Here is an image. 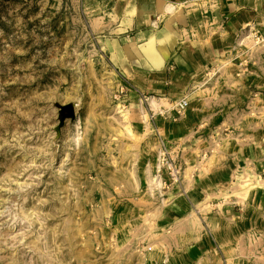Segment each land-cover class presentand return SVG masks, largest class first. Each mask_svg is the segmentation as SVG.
<instances>
[{
    "label": "rangeland",
    "instance_id": "rangeland-1",
    "mask_svg": "<svg viewBox=\"0 0 264 264\" xmlns=\"http://www.w3.org/2000/svg\"><path fill=\"white\" fill-rule=\"evenodd\" d=\"M134 11L0 0V264H264V42L243 38L259 76L239 110H210L224 124L209 136L173 138L137 83L151 59ZM225 164L216 205L197 201L196 172Z\"/></svg>",
    "mask_w": 264,
    "mask_h": 264
},
{
    "label": "crops",
    "instance_id": "crops-1",
    "mask_svg": "<svg viewBox=\"0 0 264 264\" xmlns=\"http://www.w3.org/2000/svg\"><path fill=\"white\" fill-rule=\"evenodd\" d=\"M130 2L136 12L132 13L128 28L142 32L146 42L141 50L151 59L148 66L150 70L137 81L142 95L146 98L152 95L155 108L163 114L161 125L168 131L169 137L183 136L184 139L192 140L202 127L199 137L209 136V126L222 123V120L209 116L210 110H239L241 95L251 94L257 86L259 75L247 63L250 58L242 57L241 46L246 35L254 30H263L264 0ZM182 5L185 9L180 11ZM184 25L190 31L189 36L174 38L171 30L182 31ZM155 44L160 48L156 49ZM141 50L136 51L141 53ZM130 51L132 54L133 51ZM249 61L252 62L251 59ZM213 93L220 95V98H203ZM196 94L201 95L202 99L199 103H192L190 97ZM175 98H178L175 101H179L180 106L171 111L166 103ZM184 110L186 114L182 115ZM199 111L204 112L201 114ZM239 123L240 120L233 119L228 125ZM242 145L248 146L246 150L252 148L249 143L244 142ZM245 149H241V144H238L233 154L239 155ZM196 174L200 187L197 185L191 190L196 192V199L200 197L197 201L205 202L212 195L211 204L216 205L214 201L219 196L217 190L234 178L235 170L225 164L215 166L212 170L202 167ZM199 190L202 192L200 196L197 193ZM191 202L194 203L193 199ZM231 208L225 210L230 213L233 211Z\"/></svg>",
    "mask_w": 264,
    "mask_h": 264
},
{
    "label": "built area",
    "instance_id": "built-area-1",
    "mask_svg": "<svg viewBox=\"0 0 264 264\" xmlns=\"http://www.w3.org/2000/svg\"><path fill=\"white\" fill-rule=\"evenodd\" d=\"M253 35H254V38H256L257 41L264 42V29L263 30H261V29L254 30ZM168 167L172 170L174 175H176L180 171V170H178L176 168V166L173 165V163H169Z\"/></svg>",
    "mask_w": 264,
    "mask_h": 264
}]
</instances>
